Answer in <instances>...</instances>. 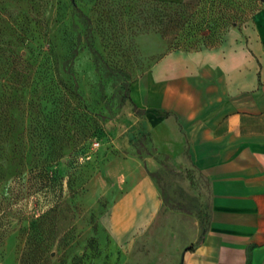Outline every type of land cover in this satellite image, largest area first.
<instances>
[{"label": "rangeland", "instance_id": "rangeland-1", "mask_svg": "<svg viewBox=\"0 0 264 264\" xmlns=\"http://www.w3.org/2000/svg\"><path fill=\"white\" fill-rule=\"evenodd\" d=\"M262 6L0 0V264H122L126 245L104 215L145 173L162 204L151 237L135 239L138 249L162 245V226L178 229L166 215H188L200 226L209 211L204 176L160 151L158 131L114 140L104 125L163 52L219 48Z\"/></svg>", "mask_w": 264, "mask_h": 264}, {"label": "crops", "instance_id": "crops-1", "mask_svg": "<svg viewBox=\"0 0 264 264\" xmlns=\"http://www.w3.org/2000/svg\"><path fill=\"white\" fill-rule=\"evenodd\" d=\"M104 130L114 140L158 131L159 150L185 158L209 185L205 230L166 215L178 229L162 226L163 244L148 251L135 239L158 220L162 199L147 173L128 185L103 219L126 245L122 264H264V6L219 48L163 52Z\"/></svg>", "mask_w": 264, "mask_h": 264}, {"label": "trees", "instance_id": "trees-1", "mask_svg": "<svg viewBox=\"0 0 264 264\" xmlns=\"http://www.w3.org/2000/svg\"><path fill=\"white\" fill-rule=\"evenodd\" d=\"M153 1H157V0H153ZM168 2V1H167ZM180 2H182V1H180ZM173 3H179V2H173ZM259 10V9H258ZM133 82V81H132ZM131 82V83H132ZM130 86H131V84H130ZM130 92V91H129ZM178 208L179 209H181V210H184L185 211V209H184V207H182L181 205H178ZM207 219L208 218H202V219H200V226H201V228L203 229V230H205V228H206V224H207ZM190 248H191V246H190Z\"/></svg>", "mask_w": 264, "mask_h": 264}]
</instances>
